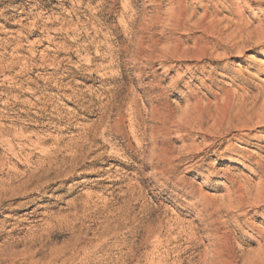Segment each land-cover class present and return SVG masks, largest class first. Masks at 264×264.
Segmentation results:
<instances>
[{"label":"rangeland","instance_id":"374dc122","mask_svg":"<svg viewBox=\"0 0 264 264\" xmlns=\"http://www.w3.org/2000/svg\"><path fill=\"white\" fill-rule=\"evenodd\" d=\"M263 30L264 0H0V264H264Z\"/></svg>","mask_w":264,"mask_h":264},{"label":"bare ground","instance_id":"6f19581e","mask_svg":"<svg viewBox=\"0 0 264 264\" xmlns=\"http://www.w3.org/2000/svg\"><path fill=\"white\" fill-rule=\"evenodd\" d=\"M241 20V19H240ZM240 27V26H239ZM238 30V39L236 40V41H234V42H232V47H237L240 43H241V41H240V38H242L244 35H246V36H248V32L245 34L244 33V31H243V29L240 27V28H238L237 29ZM264 31V30H263ZM262 33V32H261ZM236 34V33H235ZM249 34H250V32H249ZM257 38H259V39H264V33L261 35V36H259V37H257ZM245 46V45H244ZM244 46H242L241 48H240V52L242 51V50H244L245 49V47ZM263 121H264V119H262ZM167 159V157L164 155V154H159L158 153V155H156V161L157 162H161V161H165Z\"/></svg>","mask_w":264,"mask_h":264}]
</instances>
